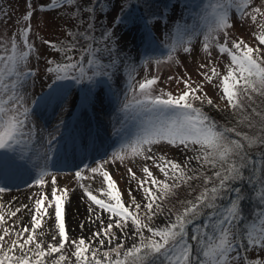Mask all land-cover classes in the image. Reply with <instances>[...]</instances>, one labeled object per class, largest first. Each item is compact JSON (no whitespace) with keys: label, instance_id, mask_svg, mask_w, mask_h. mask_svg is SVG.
<instances>
[{"label":"rangeland","instance_id":"1","mask_svg":"<svg viewBox=\"0 0 264 264\" xmlns=\"http://www.w3.org/2000/svg\"><path fill=\"white\" fill-rule=\"evenodd\" d=\"M96 1L0 0V264H264V197L218 203L235 143L199 113L264 130V0Z\"/></svg>","mask_w":264,"mask_h":264},{"label":"trees","instance_id":"2","mask_svg":"<svg viewBox=\"0 0 264 264\" xmlns=\"http://www.w3.org/2000/svg\"><path fill=\"white\" fill-rule=\"evenodd\" d=\"M137 1H139V4L144 8V11L147 13H150V9L152 6V1H154L157 6L161 7L160 11H155L151 15V17L154 18H161L164 17L165 14L170 11L173 3L175 0H129L128 5L122 9L119 10V17L121 20H127L129 16L133 13ZM102 0H97L95 6H99ZM163 12V13H160ZM93 38V36L91 35ZM96 37V34H95ZM90 38L87 42L86 39L83 37L81 38L80 44L84 48H88L91 46ZM263 51L256 48V53L253 52L252 58L255 62V67L253 69L249 70V74H258L260 73L263 78L260 80L264 83V40L261 41ZM257 50L263 52L260 54ZM83 53V50L80 54ZM85 55V54H84ZM81 56V57H84ZM247 77V76H246ZM246 78L239 80L236 77H233L228 82V79L226 80V87L221 84V88L227 93V100L232 102H235L237 89H239L240 85L243 83V81ZM260 88L264 89V86L261 85ZM193 100V98H192ZM206 108V107H205ZM202 110H206V113H203ZM226 119L234 120L236 121V124L239 125L240 122L237 121L234 118V115L232 112H229L230 110H226ZM202 113L204 117L208 118V122L213 124L217 128V130L223 135L229 139L232 140L235 143L234 149L232 150L231 157L232 159H229L230 163H233L234 165H237L236 168H233L232 174L235 175L234 178H232V184L230 186H233L228 194L222 196V200L218 201V203L223 202V205H229L236 194L240 196V192L245 193L242 200L245 199L244 203H240L241 206H243L245 209L250 208L253 206V196L255 197H264V130H260L259 133L253 131V133H249V136H243L240 137L236 133V128L228 123H226L224 120L219 118L214 114V108L212 110L203 109L202 107L199 109V113ZM238 131L244 132V129H240ZM249 131V130H248ZM251 134V135H250ZM261 182V184L259 183ZM238 196V197H239ZM258 204L260 203V198H256ZM237 203L238 198H237ZM214 203L207 204L206 206H212ZM260 212L258 213V216L264 215V206H259ZM197 219V218H196ZM194 219V220H196ZM238 219V218H237ZM243 218L238 219L237 222H245ZM244 225V224H243ZM251 226V224H250ZM245 230V229H243ZM200 251L195 250L193 248L190 249V253H188L184 258L180 259L181 264H203L207 260V256L205 255V250L207 249V243H202L200 245ZM146 260L148 262H155L157 261V254H150L149 256L146 255Z\"/></svg>","mask_w":264,"mask_h":264},{"label":"bare ground","instance_id":"3","mask_svg":"<svg viewBox=\"0 0 264 264\" xmlns=\"http://www.w3.org/2000/svg\"><path fill=\"white\" fill-rule=\"evenodd\" d=\"M0 183H2V185L4 184L3 182H1L0 181ZM6 184V183H5ZM1 185V184H0ZM19 186H21V187H26V186H29V184L28 183H25V184H21V185H16L15 187H19ZM19 196V195H18ZM21 197H19V199H20ZM18 200V199H17ZM17 200H14V202H17ZM73 203L71 204L72 206H73V204H74V206H77L76 205V202H74V201H72ZM32 205H33V203H31ZM70 205V206H71ZM78 206H80V204L78 203Z\"/></svg>","mask_w":264,"mask_h":264}]
</instances>
